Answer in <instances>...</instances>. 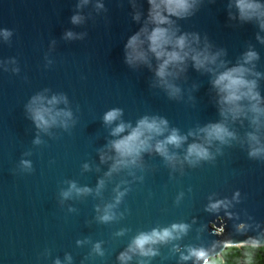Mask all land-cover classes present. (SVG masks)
I'll return each mask as SVG.
<instances>
[{"label":"water","instance_id":"obj_1","mask_svg":"<svg viewBox=\"0 0 264 264\" xmlns=\"http://www.w3.org/2000/svg\"><path fill=\"white\" fill-rule=\"evenodd\" d=\"M149 8L147 0L135 9L129 0H0V264H204L190 250L211 260L228 247L264 244V154L250 157L248 139L255 134V146H264V115L253 124L256 114L248 109L255 102L245 100V114L225 120L212 83L218 72L243 65L264 109V30L255 17L240 19L236 0H194L191 16L171 17L173 28L177 35L198 33L201 49L207 38L210 53H220L211 65L216 72L186 61L183 72L168 77L180 89L170 96L155 76L154 57L151 68L124 60V45L148 23ZM74 15L80 23H72ZM249 51L258 58L244 63ZM37 95L46 107L71 112L60 118L67 127L60 119L47 130L36 127L29 105ZM53 96L64 100L47 105ZM114 108L122 114L106 124L103 117ZM145 116L167 120V130L135 165L111 171V141L131 128L119 136L112 129L121 122L134 128ZM209 123H224L234 138L205 144L212 159L190 164L188 145L204 143L198 129ZM173 129L187 139L168 146L178 157L169 162L154 145ZM71 183L90 191L65 198ZM108 205L113 219L105 222ZM173 224L186 225V232L147 245L155 255L128 252L130 260H119L140 233Z\"/></svg>","mask_w":264,"mask_h":264},{"label":"clouds","instance_id":"obj_2","mask_svg":"<svg viewBox=\"0 0 264 264\" xmlns=\"http://www.w3.org/2000/svg\"><path fill=\"white\" fill-rule=\"evenodd\" d=\"M87 3L88 0H82V4ZM129 3L132 8L135 9L140 3V0H129ZM147 3L150 5L148 23L127 39L124 45L125 63L129 66H136L137 64L143 63L151 68L152 65L149 62V57L150 55L154 57L158 62L155 69V76L159 78V84L169 90L170 96L179 93L180 89L169 82L168 77H175L179 72H183L185 70L183 66L186 61L191 60L194 68L197 70L204 69L207 72H216V68L211 67V65H216V60L220 53H210V45L207 43V38H205L204 47L201 49L198 47L200 44V36L198 33L185 32L177 35L178 29L173 28L175 22L171 17L184 18L191 16L193 13L190 10L194 7V0L193 2H190V0H147ZM80 6L82 5H78V7ZM97 7L102 8L103 4H98ZM236 7L239 10L241 20H249L255 17L259 20L260 28L264 30V19H261V17H264V10H262L264 6L254 2V0H236ZM81 19L79 15H74L72 17V23L78 24L81 22ZM133 19L138 21L140 19V13L136 12ZM149 24L151 28H149ZM4 35L7 37L9 33L5 32ZM66 36L68 38H73V33L67 32ZM257 39L259 40L260 37L257 36ZM257 58L256 52L249 51L245 54L243 59L244 63H250ZM222 65L223 62L217 67H221ZM170 69H178V71ZM250 72L251 69L239 65L218 72L215 79L212 81L213 86L218 90L220 95L219 103L222 105L220 114L225 120H227L229 116L235 120L237 117L245 114V107L242 101H254L255 103H251V107L248 110L256 114L252 119V123L259 125V117L264 115V109L258 106L260 103V96L259 93L255 91L256 81L245 78L246 74ZM254 74L257 76L259 75V73ZM61 100H64L63 96H53L46 102L49 106H55L60 103ZM29 111L32 114V119L36 127L42 130H47L51 125L56 124L58 119L62 117L71 118L72 115L70 111H55L54 107H46L45 97L42 95H37L32 98ZM121 114V109L114 108L105 113L103 120L106 124H111L113 121H116ZM60 123L64 127H67V122L65 120L60 119ZM167 123L165 119H149V117L145 116L137 122L134 128H132L130 124H125L123 122L113 128L111 133L113 136H119V134L124 133L127 128H131V130L127 135L111 141V148L114 149L116 153L115 162L112 165L111 171H117L121 167L135 165L142 152L149 151L153 148V145L150 143L153 138L162 135L167 130ZM198 133L204 134V143H191L188 145L184 160L188 161L190 164H195L201 160L207 161L212 159L205 144H211L213 140L226 143V138H234V133L229 131L224 123H209L205 127L198 129ZM195 134L196 133L192 132L189 133V135ZM186 139V136L179 135L177 130L173 129L165 139L156 141L154 150L164 157L165 160L173 162L177 160L178 157L174 153H169L168 146L172 145L179 148ZM248 139L254 142L249 152L250 157H258L264 154V146H255L260 144L255 134L249 133ZM36 143H39V140H37ZM101 159H104L103 155ZM22 164L25 167H31L29 161H22ZM100 184L102 186L103 181H101ZM72 191L80 194L82 192H88L90 189H80L76 187L75 183H71L69 190L63 192L62 195L67 198L71 195ZM122 195L123 193L117 194V202H119ZM112 207L113 205L107 206L101 220L107 222L113 219V215L110 211ZM212 207L215 208L216 205H212ZM220 219L222 220L223 218L221 217ZM211 227L215 228L216 225L212 224ZM186 230L187 226L184 224H173L171 229L165 228L160 231L153 230L151 233H140L133 240L128 251L120 254L119 260L122 262L130 260L131 256L128 255V252L139 251L141 255H155L156 253L150 247L146 248L147 245L167 241L174 238L173 233L178 234L186 232ZM251 245L257 251L264 253V251L260 250V246L264 244L255 241ZM95 248L97 252L100 251L99 244H97ZM202 251L203 250H190V253L196 256L197 259H203L204 264H209L210 257H208L207 253L201 256L200 253ZM187 258L188 257H184V259ZM56 264H60L59 260L56 261ZM260 264H264V256H261Z\"/></svg>","mask_w":264,"mask_h":264},{"label":"trees","instance_id":"obj_3","mask_svg":"<svg viewBox=\"0 0 264 264\" xmlns=\"http://www.w3.org/2000/svg\"><path fill=\"white\" fill-rule=\"evenodd\" d=\"M260 250L264 251V246L260 247ZM261 256H264V253L252 246L228 247L221 256L212 258L209 264H260Z\"/></svg>","mask_w":264,"mask_h":264}]
</instances>
